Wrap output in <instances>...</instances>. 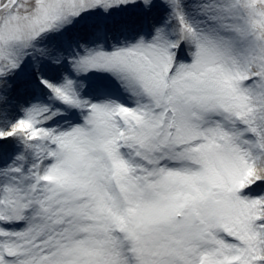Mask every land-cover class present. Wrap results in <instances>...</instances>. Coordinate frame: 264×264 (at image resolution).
I'll use <instances>...</instances> for the list:
<instances>
[{"label":"snow or ice","instance_id":"snow-or-ice-1","mask_svg":"<svg viewBox=\"0 0 264 264\" xmlns=\"http://www.w3.org/2000/svg\"><path fill=\"white\" fill-rule=\"evenodd\" d=\"M0 264H264V0H0Z\"/></svg>","mask_w":264,"mask_h":264}]
</instances>
